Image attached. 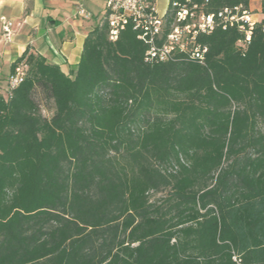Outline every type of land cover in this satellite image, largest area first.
<instances>
[{
	"label": "trees",
	"instance_id": "obj_1",
	"mask_svg": "<svg viewBox=\"0 0 264 264\" xmlns=\"http://www.w3.org/2000/svg\"><path fill=\"white\" fill-rule=\"evenodd\" d=\"M104 18L74 71L29 48L10 67L25 74L0 94V264H264V21L244 49L235 27L199 36L204 64H149Z\"/></svg>",
	"mask_w": 264,
	"mask_h": 264
},
{
	"label": "built area",
	"instance_id": "obj_2",
	"mask_svg": "<svg viewBox=\"0 0 264 264\" xmlns=\"http://www.w3.org/2000/svg\"><path fill=\"white\" fill-rule=\"evenodd\" d=\"M105 21L109 28L108 38L116 41L118 35L128 25L137 33V39L146 47L144 62L152 64L172 60L176 55H184L204 64L207 48L198 43L201 35H210L216 28L226 30L235 27L243 34L237 42L244 49L251 42L256 22L252 14L241 7L226 8L217 13H206L199 5L189 6L190 0L174 2V15L169 32L166 31L165 14H159L155 0H104ZM208 0H203L207 4ZM80 14H85L82 7ZM235 13L240 15L235 16ZM2 40L9 43L13 36V23L2 19ZM25 68L19 65L8 78V90L22 83Z\"/></svg>",
	"mask_w": 264,
	"mask_h": 264
},
{
	"label": "crops",
	"instance_id": "obj_3",
	"mask_svg": "<svg viewBox=\"0 0 264 264\" xmlns=\"http://www.w3.org/2000/svg\"><path fill=\"white\" fill-rule=\"evenodd\" d=\"M101 2L104 8L99 12ZM80 7L85 14L79 13ZM248 10L263 20L261 1L251 0ZM105 12L104 0H0V94L7 92L11 65L27 48L65 74L74 71L87 34ZM3 18L13 23L9 43L2 40Z\"/></svg>",
	"mask_w": 264,
	"mask_h": 264
},
{
	"label": "rangeland",
	"instance_id": "obj_4",
	"mask_svg": "<svg viewBox=\"0 0 264 264\" xmlns=\"http://www.w3.org/2000/svg\"><path fill=\"white\" fill-rule=\"evenodd\" d=\"M99 1H101V0H99ZM155 2H156V4H155L156 9L159 13H161L163 10L167 9V7H168V0H156ZM103 8H104L103 3L102 2H101V4L99 3V7H98V10H100L99 12H101L103 10ZM238 15H240V13H235V16H238ZM251 19L256 22L255 27L257 26L258 23L264 21V18H263V20H261V17H253L252 16ZM41 112H42V115L45 117H49L51 115V109L48 105H45V106L42 105Z\"/></svg>",
	"mask_w": 264,
	"mask_h": 264
}]
</instances>
